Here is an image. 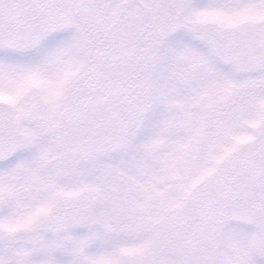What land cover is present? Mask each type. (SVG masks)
Segmentation results:
<instances>
[{"label": "snow or ice", "instance_id": "1", "mask_svg": "<svg viewBox=\"0 0 264 264\" xmlns=\"http://www.w3.org/2000/svg\"><path fill=\"white\" fill-rule=\"evenodd\" d=\"M0 264H264V0H0Z\"/></svg>", "mask_w": 264, "mask_h": 264}]
</instances>
